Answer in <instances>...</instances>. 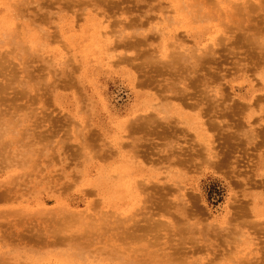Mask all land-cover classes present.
Masks as SVG:
<instances>
[{"label":"bare ground","instance_id":"bare-ground-1","mask_svg":"<svg viewBox=\"0 0 264 264\" xmlns=\"http://www.w3.org/2000/svg\"><path fill=\"white\" fill-rule=\"evenodd\" d=\"M44 1L45 2L47 1V4H45V2H43V0H0V44H5V48H3V50L0 49V53L2 56V57L0 56V140H1L0 141V148H3V150L5 148V151H6L7 150L6 144L9 143L12 145L18 144L16 146L25 150V151H21L22 153L21 152L18 153L15 157L12 156V154H11V157H8V159L11 158L14 162L17 159V157H20V154L22 156H24L31 151L32 152L31 158H28L27 157L28 155L25 157L27 159H30V161H32V168L33 167L35 168L38 161H37V157L35 156V153L33 152V150H35L34 147L37 146V149L35 151L42 150L41 149L42 147H43V149L44 148L46 149L48 146L47 145L44 146V144L42 145V143L46 139H49L50 136H53V137L56 136L58 133L57 129L60 126H62V124H63L62 122H60V120H58V117H57V119L52 118V117H48V115L37 117L38 113L35 111V109H33L34 107L31 108V106H30L31 103L29 104V100H28L27 96L30 97V99L36 98V99H39V101L42 100V102H43V101H45V100H43V98H44L43 96L45 95L44 92L49 95V96L47 95V98L50 99L51 98L50 95L53 94L54 89L58 86H59V88L63 87V89H64V87H66L65 89L69 90L70 89L68 86L69 84L73 87L75 84L79 85L78 79H76L77 75H78L77 72H79V70L76 69L77 70L76 71L75 68L80 67V68H84V70H86L87 67H91L93 69H96L99 66L104 67V65H106L107 63L109 65H112V64L118 65L120 62H126L127 64L130 63L132 65L130 67L135 68L134 70L137 72V74H139L138 76L137 75L135 76V77H137V81H136L137 85L139 87H142L141 89H143V88L148 89V87H149V89H153L154 92L153 93L150 92V93L152 94V96H155V98H158L160 100L159 101L160 109H163V105H164L165 109L167 108L166 110L168 112H165L166 114L168 113L169 115H172V113H177V112L178 113H186L187 115L186 114L185 115H186V117H188V116H190V113L185 112L186 108L184 109V107L189 106V108L192 107L193 109H195L196 114L193 115V117L191 116V119L193 120V118H194L195 120H197L198 124L195 123V125L197 124V127H199V129L201 128L200 131H202V133H203L202 134L203 140L204 141L206 140V142H208V144H207V148L205 150H202V151H200V149H198V148H195V146L197 145L198 142L195 141V139L194 140L192 139L194 134L192 135L191 131L188 132L189 134L191 133L190 134L191 137L187 134L188 140L186 141L185 140L186 138L184 139V137H186V134H185V131H183L184 127H182V129H183L182 131L185 134L184 137H182L179 134L181 131L177 130V131H179L178 134H179V137H181V141H183V140L186 141V144H187L186 146H190V144L192 146H190L187 149L184 147H183L184 149L180 147L181 149L176 148V150H174L175 149L174 147L176 145L170 146L173 142L170 144V141L172 140V138L169 139V136L172 134L170 128L173 126L170 127V124L168 125V123L170 122L168 117L166 116L165 119L163 117V118H161V120L160 119L158 120L159 122L162 121L163 119L166 120V125H167V126L164 125L165 127H162L164 129L158 130V128H157L158 124L156 125L155 117L151 116V114L150 115L146 114L145 116L142 115L143 117H141V118H139L140 116L139 117L136 116L137 117V119L135 118L136 120L135 119L132 121L130 120L129 124H127L128 136H130L133 139V140H131V142H129V146H132V147L135 146V147L130 148L128 146V143L118 142L116 145L118 148L129 147L127 149H130V152L132 149H134V151L137 150L136 151L137 153H138V149H140L139 147L145 148V158H147V159H149V157H150V159L154 158L155 161L149 159L151 161L150 164L153 163V161H154L155 164H152V165L155 167L157 164L159 169H162L163 168L162 165H165L166 163H168V164H170L169 167H171V164L172 165L175 164L174 167L178 166L179 171H182L183 169L190 171L194 168H198V167L202 166L201 163L203 164V162H204L203 158H204L206 161L205 166L208 165V167H210L211 169H214V170L223 169V172L226 173L228 178H231L230 179L231 182L233 180L232 175L234 174L235 175L234 178L235 179L237 178V181L234 180V182L237 183V187L239 185L240 186L242 185L241 187L243 188L246 186L248 187V185H250L251 180L249 181L248 179L253 177L250 174H248V175L245 174L246 177L244 179L241 178L242 180H244V182L242 181L243 183H241V181L239 182L238 177H240V175L242 173H244L245 171L248 173V171L251 169V168H249L247 170L246 169L247 166L245 165L246 167H244L245 169H244V171H242V169L239 167V165H240L239 159L241 158L243 160L245 157H248V159H249L251 155L248 156L250 154L249 153L250 150H248V149H250L251 147H252V149H256V148L258 149L259 146L262 143H264V133H263L264 115L258 114L256 116V118H253V116L252 117L247 116V119L245 121V117H246L245 113L253 110V114H254L255 109L256 110L259 109V110H262L264 112V93H263L264 92V86L263 87L257 86V91H259V94L253 95V93L251 92L252 95L250 94V101L248 104L245 103V104L239 105L233 99L231 100L232 102L229 101L231 104H228V103H226L227 102L226 100L228 99L230 92L229 93L224 92V88L226 85H224V88H223L222 82L224 80V77L226 78L227 76H232V74H233V76L236 75L235 72L236 73L237 72L238 73L243 72V73L247 74V73H251L252 71H254V70H251V68L252 69L254 68L255 70H256V68H258L259 70L263 68V67L259 68V65L261 66V63H264L263 62L264 54L258 53L256 50V47H257V45H261L264 47V35H262V33L264 34V19L262 18L263 20H260V18L259 19L253 18V14H251V13L252 12H254V14L257 13V11L256 12L254 11L256 8L255 7L256 4L254 6L250 2H247L249 5H248V8H247V6H245V8L247 9V12L245 14L246 16H245L243 13L244 10H240V9L237 10L238 6H239V3H238L239 0H218V2H216V0H165V1H168L170 3V5L175 7V9H179V10H177V13L175 14V16H172V15L170 16L169 15L170 12L168 13L169 9H167L168 6L164 3H162L161 1L158 2L157 0H44ZM156 1L159 3V5H156L157 4V3H155ZM223 1H225L224 4H227L225 7L221 6L222 3L220 4V2H223ZM242 1L245 2L244 0H242ZM31 3H34L35 6H33V7L36 8V10H34V11L32 9V11H33V12L31 11L32 14H30L28 11V9H31L30 8ZM122 5H123V7H122ZM53 6L58 8V10L56 11L57 14L55 16L57 20H56V22L54 21L57 24L56 27H54L55 25L54 26L52 25V21H49L50 19L52 20V17H53L52 16L53 13L51 11ZM262 8H264V7H262ZM258 9H260V8H258ZM231 10L236 11V13L238 11L237 15L238 16L240 15L241 17L245 18V20H248L249 24H248V28H246V30L243 33L238 31L239 33H242V34H240V36H237L236 38H234V41H232V45H234L233 49L231 48L232 46L228 47V45L226 44L227 45L226 47L230 48V51H232V52L224 54V53L220 52L219 48L222 49L223 44H225V43L221 44L222 37H225V36H223L224 35L223 34L221 39H220L219 36H221V35H219V34H220V30L223 31L224 28L226 30L228 28L232 29L230 27L225 26V23H224V25H222L223 24L222 22H224L223 18L225 16H230V19L233 16H236V19H237V15L236 14L233 15L234 12L232 13L233 16L231 17V14L229 13V12H231ZM172 13H174V11ZM156 15H157V21H155ZM215 15L216 16L218 15L217 23L218 22H219V24L221 23L220 27L213 25L214 23H212L210 21V19L214 20ZM240 16L238 18H241ZM227 18H229V17H227ZM243 18H241L240 21L243 20ZM193 19H195L197 23H196V25L191 26L190 23ZM218 19H221L222 22H221V20L218 21ZM232 19H231V21H232ZM250 19L252 21H250ZM66 20H67V26L68 27H67L66 31H63V29L58 26V23L61 21L62 22L66 21ZM107 21H109L110 25L107 24L108 23ZM244 21L242 22V24H244ZM232 22H234V21H232ZM236 22H238V21H236ZM240 23L238 22V23L234 24V27H237V29H238L239 26H237V24H240ZM192 24H193V22H192ZM227 24H229V23H227ZM230 24H233V23H230ZM242 24L240 26H242ZM221 25L225 26V27L222 28ZM50 26H52L51 28L54 29V31H47L46 30L45 27H48L50 29ZM231 27H233V26H231ZM243 27H244V25H243ZM109 28L111 29L110 31H109ZM244 28H240V29H244ZM57 30H59V31H57ZM226 30H225V32H226ZM233 30H235V29L233 28ZM67 31L71 32V35L69 36V39H68V40H70V42L67 41V43H65V44L63 43L64 47H62V48H65V50L67 49L66 51H68V54H67L68 57L69 56L74 57V62L77 63L76 66H78V67L74 68V70L76 71V73H75L76 76L73 75L74 70L72 69V67L75 66V64L72 66L70 63H68V58L62 59L63 60L62 61L63 66L61 67V70H56L53 72H50L51 70L49 71L50 72L49 75L54 73L53 77H49V75L47 74V71L46 72L43 71V68H45V67H43L44 65H42V63H40V65H42V67L37 66V68H33L35 70L38 69L39 72H36L35 70L32 71V69L30 68L32 66H30L29 63L30 62L32 63L33 61L45 62V58H43V55H41V56L31 55V52L29 50L30 49L29 45L33 46L35 50H38V52L44 51L45 53L46 52L47 53H54L55 56L57 55V56H60L63 58L64 56H66V53L62 52V50H60L59 48L51 49L53 47H51V48H47V47L51 41L53 43V40L54 41L59 40L60 39V38H58L59 35L62 38L63 33L67 32ZM229 31H227V32H229ZM187 32L193 33L194 36H196L197 38L201 37L202 39H205L204 36L206 35L207 40L203 41L201 39L202 42H193L192 43V42H190V40L187 39L192 44L191 45L189 44L190 46H185V45L183 46V42H185L186 37L189 38V36H190V35L188 36ZM250 32H253V33H251L254 35V36L252 35L253 37H251ZM158 37L160 38V44L161 45H159V43L158 44L153 43V41L155 39L158 40ZM225 38L223 40H225ZM227 39L229 40V38H227ZM186 43H188V42H186ZM6 45L9 46V48L6 49ZM152 45H159L160 47L159 46L150 47ZM31 49H32V47H31ZM240 51H242L241 53H242L243 57L239 56V55H241ZM128 52H132V56H129L127 54ZM54 54L53 55L47 54V55L48 56H54ZM226 54H228L227 56L232 57V58L228 57V59L230 60V61L228 60V62L234 66V67L230 66V68L233 67V69H234L233 71L229 68H227L229 70L225 71L222 68V66H223L222 62H223V60L224 61L226 60L222 56L226 55ZM238 57L242 58V59H239ZM235 58H238V59L235 60ZM13 59L19 60V65H21V72L19 70H16V66H18L17 64H16V66H15V64H12ZM218 59H219V61H218ZM220 59H221V61H220ZM242 61H244V62H242ZM39 62H38V64H39ZM217 63H222V64H217ZM256 65H258V66H256ZM262 66H264V65H262ZM39 69L42 71H40ZM257 70L255 72H257ZM263 70H264V68H263ZM231 71L233 73H231ZM224 72H225V74H224ZM226 72H227V74H226ZM127 73H128V71H127ZM72 75H73L74 79L77 81L72 79L73 78ZM132 75H133V73H132ZM51 78H54V79L51 80ZM79 80H80V77H79ZM47 81H50V82L52 81L53 84L49 85L50 83L47 84ZM91 82H93V81H91ZM66 83H67V85L65 86ZM15 85H17L18 90L16 89V87H15L16 90L14 88H12ZM77 85H75V87L78 88ZM73 87H71V89ZM79 88H81V87H79ZM192 88L195 91L191 90ZM9 90H12V91L9 92ZM32 90H35L36 91L35 93H38V91H40V90H42L44 92L40 91L41 95L34 94V96L37 95V97H31L32 94H30V91H32ZM80 92H82V90ZM196 93H197V95H196ZM27 94H29L30 96ZM151 94L149 95L150 97H152ZM199 94L201 96H198ZM80 95H81V93H80ZM82 95H85V94L82 93ZM139 95L140 94H138V96ZM169 95H170V98L175 96L176 98H178L177 100H179V101H177L178 103H176L175 105H173L171 107H166V105L168 106V104L167 103L164 104V103H165V100L169 99V97H168ZM195 95L200 97V99L197 100V98H195L196 99L195 101H193L194 99L191 101L192 98H190V97L195 96ZM210 95L211 96L216 95L220 98V100L222 98V101H218L217 97H216V100H217L216 101V100H214L215 96L213 98ZM150 97H148V98L151 99ZM77 98L80 99L81 96L77 97ZM84 98H85V96H84ZM86 98H87V96H86ZM86 98L82 99V100H84V102H85ZM22 99L26 102L22 101ZM82 100H79L80 103L81 102L83 103ZM152 100L154 101V99H152ZM202 100H204V102ZM33 101L35 104V102L38 100H33ZM21 102H23V104ZM46 103H48V102H46ZM43 104H44V102H43ZM88 104H90V103H88ZM32 106H34V105H32ZM44 106H45V104H44ZM79 107H80V105H79ZM87 107H88V105L83 107V109H85ZM157 108H159V107H157ZM189 108L187 107V109H189ZM37 109H38V107H37ZM81 109H82V105H81ZM81 109H80V112L83 111V109L82 110ZM155 109H156V107H155ZM160 109H158V110H160ZM42 110L44 111V109H42ZM45 111H46V109H45ZM187 111H189V110H187ZM84 112H86V111H84ZM133 112H135V111H133ZM137 112H138V110H137ZM257 112H258V110H257ZM88 113L86 115H90L91 111L89 114ZM83 114L85 116V113H83ZM212 114H215V115L219 114L222 117V119L218 123H216V118H213ZM240 114H241V116H240ZM139 115H141V114H139ZM5 117H8V119H5ZM169 117L172 118V116H169ZM173 118H172V120H173ZM184 118H185V116H184ZM250 119H252L253 121L251 123L247 122ZM12 121H13V124L15 121H18V122H16V124H19V127H20V125L23 127L21 128V131L19 130L20 132L17 131V133L19 132V134L17 136L15 135L16 138H14V139L12 138V140H11V138L10 139L8 138V141H6L7 139L5 140L3 138L8 134V132L9 133L12 132V134H17V133H15V131L17 129L13 130L11 128L12 126H10ZM69 121H70V119H69ZM177 121H178V119H177ZM184 121H186V120H184ZM47 122H48V124L50 123L49 128H47L45 130H42V129L38 130V128H40V127L42 128L44 126V123L46 124ZM71 122L67 123L68 126L71 125ZM174 122H175V118H174ZM161 123L164 124L163 122H161ZM178 123H179V121H178ZM178 123L175 122L176 125ZM188 123H191V122H188ZM16 124H14V125L16 126ZM192 124H193V122H192ZM51 126H52V128H51ZM64 126H66V125L64 124ZM182 126H183V124H182ZM179 127H181V126H178V128ZM15 128H18V127L16 126V127H14V129ZM221 130H222V132H220ZM56 131H57V133H56ZM211 131H213V132L210 133ZM218 131L220 133H224L226 131L224 133V135H222V137H220L221 138L220 140H217ZM93 132H94V134H96L95 132H98V131H95V130L91 131V129H90L89 133H87V136H85V133H84V138L85 137L88 138V135L90 133L92 135ZM138 132H140L141 136H143V137H138V136H140V133H139V135L136 136V133H138ZM142 132L144 133L143 135H142ZM183 132H181V133L183 134ZM195 133H196V131H195ZM67 134H69V133H67ZM175 134L178 136L177 133H175ZM175 134H173V135L175 136ZM19 135L21 137L20 139L17 138ZM79 135H78V137H79ZM91 135L87 139L89 141V143L86 142L88 145L86 143L82 142L83 144H85L87 146V148H90V150H92L91 148H93L91 143L94 144V142L97 140V137H96L97 135L95 136L96 138L94 137V135H92V139L95 140L92 142L91 141L92 139H90ZM163 135H166L165 138L168 140V142L166 141L165 142L166 144L164 142H163V144L161 143V145H162L161 148L164 145H166L165 148L168 147L167 150L169 152H167V153H166V151L164 153L162 152V155L161 154L158 155L155 159V155H157L156 153L159 152V150H158V152H156L157 150L155 149V148H157L156 143H158L156 141L161 140V139L164 140L165 138H163L164 137ZM196 135H198V134H196ZM82 136H83V134H82ZM133 136H136V137H133ZM235 136H237V138ZM12 137H14V136H12ZM69 137H72V136H69ZM101 137L103 138V135H101ZM101 137L99 135V138H101ZM189 137L193 141H195V143L194 142H193V144L188 143V142H191L189 140ZM65 138L63 139L64 142L62 141V138H61V140H60L61 142H59L56 145V147H54V148H58L59 147L58 145H60V148L61 147L63 148L65 144L61 146V143L62 144L65 143ZM173 138H177V137H173ZM194 138H196V137H194ZM235 138L240 143H244L246 145V147L242 151V154L237 153L240 151V150L237 151V149H236V147L239 146V144L238 143H235V144L231 143V141H235L234 140ZM33 139L35 141H33ZM101 139L100 140L98 139L99 140V141L97 140L98 142L96 141L98 145L95 143L97 145V148L94 147L96 149H94L93 152L90 151V158H92L91 155H94L95 157L97 156L98 158H100V161L102 162L103 161L102 159L107 158L109 154H110V156H109L110 159L113 158L114 156L112 157L110 150H107L110 147L107 146V148L105 149L106 151L104 150V148H105L104 146H106L108 144L110 145V143L106 144L104 142V146L102 147V145H103L102 140H104V139H102V140ZM198 139H199V137H198ZM3 140H5L7 143L5 141H4L5 142L4 143ZM28 140H30L29 143H28ZM82 140H84V139H82ZM87 140L85 138V141H87ZM174 140H177V139H173V141ZM178 140H180V139H178ZM40 141H41V143H39ZM49 141H50V139H49ZM100 141L102 144H100ZM44 143H46V142H44ZM49 143H51V141ZM143 143H145V144H143ZM40 144L42 145L41 148H40ZM89 144L92 147L91 146L89 147ZM130 144H132V145H130ZM148 144H149V146H148ZM198 144H200V143H198ZM99 145H101V146H99ZM152 145L156 146V147L154 148ZM231 145H237V146L235 147V146H231ZM38 146H39V149H38ZM86 146H85V148L83 146V148H84V150H83L82 145H80V148L82 149L83 152L86 150ZM32 147H33V150H32ZM49 147H52V146H49ZM99 147H102V149H100ZM147 147L153 148L155 150H153V149L150 150ZM170 147L174 148L173 151H171V152H170V150H172V148L170 149ZM111 149H112V147H111ZM55 150H57V149H55ZM63 150H64V148H63ZM5 151L4 152L0 151V153L5 154ZM11 151H12V149H11ZM134 151H132L134 153L133 155L136 156ZM174 151H176V152L178 151V152L176 153ZM229 151L233 152V156L235 157V159L229 158ZM41 152L39 151L37 153H41ZM83 152H82V155L85 153V152L84 153ZM111 152L114 153V149L111 150ZM119 152H121V151H119ZM139 152H140V150H139ZM13 153H15V152H13ZM140 153H138V154L141 155ZM116 154H115V156H116ZM130 154H132V153H130ZM259 154L262 155V157H264V149H262V150L260 149ZM41 155H43V154L41 153ZM78 155H80V154H78ZM82 155L80 157H82ZM153 155H154V157L152 158L151 156H153ZM88 156L86 157V159H88ZM50 157H54V155L52 156L50 154ZM140 157H142V159L144 158V156H140ZM6 158H7V156L4 157L3 159L0 157V166L4 167V168L2 167V169H6L5 166H7V165H3L8 160V159L6 160ZM26 158L23 157L22 159H26ZM145 158H144V161L146 162ZM4 159L6 160V162ZM82 159H84V158L82 157ZM93 159H95V158L93 157ZM121 159H122V161H125V160L129 161V158H127L125 155ZM12 160H10V162ZM19 160H21V158ZM26 160L23 161L24 164L26 162H27V164H28V162L30 163V161H26ZM77 160H78V158H77ZM106 160L109 161V158H107ZM82 161L85 162V160H82ZM198 161H200V162L197 163ZM249 161L252 162L253 160L251 159ZM2 162H3V164H2ZM147 162L149 163V161H147ZM105 163H106V161H105ZM105 163H104V165H105ZM148 163H147V165H149ZM159 163H164V164L158 165ZM6 164H8L7 167H9V164H10L9 160ZM132 164H133V162H132ZM198 164H200V165L197 166ZM136 165H139V164L137 163ZM11 166H12V163L10 165V168L13 167V166L12 167ZM20 166H22V165H20ZM161 166H162V168H160ZM141 167H143V166L141 165ZM166 167L168 168V166H166ZM166 167L164 166V169ZM131 168H132V166H131ZM180 168H182V169H180ZM27 169H24V170H27ZM134 169H136V168H134ZM156 169H158V168H156ZM200 169H201V167H200ZM122 170H125V169L118 170L117 176L120 177V173L122 172ZM167 170H169V169H167ZM186 170H184V171L186 172ZM200 171L201 170H199L198 172H200ZM229 171H230V173H229ZM28 172L29 171L27 170L24 173L28 174ZM150 172H151V170H150ZM192 172L194 173V171H190L189 174H191ZM102 173H103V171H102ZM127 173H128V171H127ZM175 173H177V171H175ZM251 174H253V171ZM23 176H25V175H23ZM103 176L104 175H102L101 177H103ZM146 176H149V175H146ZM167 176H169V175H167ZM250 176H252V177H250ZM13 177H14V175L12 176V179H13ZM16 177H18V176H16ZM22 178L23 177L21 175V177H18L17 179L21 180ZM144 178L147 179L146 177H144ZM142 180H141L142 187H140L141 184L139 182H137L140 184V185L139 184L138 185H139V188H141L140 192H141L142 196H143V193L145 192L144 193L145 199H144V201L142 200V202L144 203V206H145L144 209L146 210V213L149 214V213H151L150 211L152 210V213H151L152 216L150 214H149L150 216L147 214L148 215L147 219H149V218L150 219H149V221L145 222L144 225L139 224V223H141L140 222L141 219L138 221L135 220V222L132 221L133 222L132 225L126 226L127 229H130V230H128L129 232L127 231L128 232L127 236H125L124 238H130L129 237L130 235H128V234L135 233L137 231L141 232L139 234V236H142L143 232H145L144 233L145 236L147 233L151 232L153 234V231H157V230H158L157 232L163 231V230H165L167 232L166 237H164V235H161V236H163V238L167 239L165 241V243L163 241V243H164L163 245L165 247H162L160 244H157V242L159 240L157 242H155V245L156 244L160 245L162 248H159V250H158L159 252L158 251H157L158 253L155 252L156 253L155 255H153L154 253H152V255H153L152 259L146 263L173 264L174 262H176V260L177 261L180 260L179 262H182L183 254H181L182 255L181 257H178V253L186 250V249L185 250L183 249L184 245L186 246V243L193 244V245H191V251L193 253L195 251H198V250L200 251V248H203V249L207 248V250H209V249L214 250L216 248L217 251L219 249H221V248L217 247V244H219V243L222 244L221 241L222 240L224 241L225 238L227 237V236H223L225 234L222 233V232H225V229L227 227L224 228L223 231H220L221 227L217 223L213 222V220L207 221V220H209L210 216H209V214L207 217L204 216V214L206 213V212L204 213V211H205L203 208L204 206L202 205L203 207H201L200 204L198 206L197 201L199 200V198L197 197L198 199L196 200V198H195L196 194H194L193 192H190L192 194L178 195V196H176L178 201H175V200H172V198H171V195L173 192L177 193V191H175L176 188L171 189V188H173V185H171L170 186L171 188H170L169 185H167L165 182H163L162 185H159V183H157L158 181L156 183L155 182L152 183L149 181L151 184L149 183L148 185L145 186V182L144 181L142 182ZM174 180L172 182H174ZM98 181H99V179H98ZM121 181L122 180H120V178H117L114 182H109L108 179L104 178L103 181L100 180L97 183L98 186H97L96 190H94L95 192L92 191V193H94L95 195L96 194L101 195L102 193L110 192V197H108L107 199L111 200L112 204H110V205H112L114 207L119 203V201H121V199L127 193H128L127 195H129V194L134 195V194H136V192H138L137 186H135L133 184L129 185L128 180H124L125 182H121ZM131 183H132V181H131ZM146 183H147V181H146ZM252 183H253V181H252ZM254 183H255V181H254ZM232 184H234V183L232 182ZM9 185L10 184H8L7 186L10 189L11 187ZM178 185H181V184H178ZM0 186H2V185H0ZM7 186L4 185L3 187H6V191H7V193H9V191L11 192V190H8ZM234 186H236V185H234ZM67 187H69V186H67ZM241 187H240V189H241ZM1 188H0V191H2ZM234 188H236V187H234ZM234 188H233V190H235ZM15 189H16V187H15ZM128 189L129 190L131 189V190L128 191ZM172 190H173V192H172ZM177 190L179 192L180 188H178ZM239 191H243V189H241ZM25 193H24V195H25ZM180 193H178V194H180ZM7 195L10 196L9 194H7ZM102 195H104V194H102ZM179 196H181V198ZM12 197L13 196H11V198ZM247 197H248V195L243 196V198H247ZM257 198L258 197H256V199ZM2 199L3 200H1V201H4V198H2ZM16 199H17V197H16ZM104 200H102V201H104ZM102 201H101V203H102ZM105 201H107V200H105ZM233 201H235V200H233ZM238 201H240V200L238 199ZM5 202H6V200H5ZM98 203H99V201L97 203L94 202L93 204H98ZM230 203L231 202H229V204ZM232 204L233 203H231L230 208L232 206L234 210H233V212L230 211L231 214L228 213V215L225 216L226 219L224 218L225 219L224 222L226 224H231L232 222H234V224H235V222L236 223L240 222V223L246 224L245 222H250L249 220L252 218H250V219L247 218V216H248L247 214H249L250 211L245 209V204L242 205L241 203H239L237 201H235L234 205H232ZM107 208H108V206H107ZM116 208H118V207H116ZM147 208H148V210H150L149 212H148ZM139 209H142V207L141 208L138 207V210ZM144 209L140 210L139 213L141 211L144 212ZM155 210H156V213H155ZM135 211H137V209ZM2 213H4V212H2ZM133 213L134 212H132V214ZM146 213H144V214L146 215ZM6 214H7V212H6ZM8 214H10V213H8ZM63 214L64 213H62L61 216H64L67 213L64 215ZM158 214H160L161 219L159 218L158 220H154V217H156V216H157V218L159 217ZM71 215H73V214H71ZM162 216L166 217L167 220L163 221ZM4 217L5 216H3V218ZM146 217H144L143 219H146ZM152 217H153V219H151ZM67 218H68V216H67ZM98 218L100 220H103V217L101 218L98 216ZM127 218H125V219L127 220ZM189 218L195 219V221H197L198 223L197 222H195V223L189 222L188 221ZM61 219H62V217H61ZM81 219H83V218H81ZM97 219H96V217L94 218V220H97ZM99 219H98V221H99ZM64 220H66V219L64 218ZM70 220H71V218H70ZM131 220L132 219H130L129 221H131ZM152 220H154V221H152ZM103 221H106V220L104 219ZM141 221L144 222L143 220H141ZM109 222L106 221V224H103L101 221L102 224L100 223V225H102L103 227H105V225H106V227H108V226H110ZM124 222L125 221H123V219H122L120 222L115 224L116 225L115 227H117V226L121 227V225H123ZM127 222H128V220H127ZM210 222H213V223L210 224ZM252 222L253 221H251V223ZM7 223H9V222H7ZM1 224L2 223H0V225ZM87 224H88V222L85 225H87ZM197 224L201 225L200 228L196 227ZM8 225L11 226L12 224H8ZM91 225H93V223ZM92 227H94V225ZM106 227L104 228L105 231L107 229ZM232 227L227 229L229 231V233H227V234L235 232V231H233ZM104 229H103V232H104ZM234 229H236V228H234ZM7 230H5V231H7ZM11 230H12V228H11ZM107 230H110V228ZM12 232L10 231V233H12ZM220 232H221V234H220ZM19 233H17V234H19ZM7 234H9V233H7ZM21 234L23 235V234H27V233H21ZM21 234H19V236ZM22 235L20 237L19 236L18 237L23 238V241H22L23 243L22 242L21 243L24 244V239H26V236L24 237V235L23 236ZM76 235L79 236L80 240L83 239L82 236H84V234L81 233L78 235L76 233L75 236ZM153 235H155V233ZM156 235H157V233H156ZM13 236H14V233H13ZM70 236H72V234ZM75 236L74 237L72 236L74 238V241H72L73 238L71 237L72 244L73 245L75 244L74 248L77 249L78 251L80 250L79 247H81V250L85 248L86 253H89L90 249L88 250V248H89L91 241H90L89 245L86 247V245L88 244L87 238L89 237V235H87L88 236L87 238L84 236V239L86 238L85 240H87V242H84L85 241L84 239H83L84 241L83 240L80 241L79 239L75 240L76 239ZM80 236L82 237V239L80 238ZM15 237H16V234H15ZM124 238L122 237V239H124ZM163 238H162V240H163ZM5 239H7V238H5ZM21 239H18V240H21ZM135 239H137V238H135ZM138 239H139V237H138ZM12 240H14V239L12 238ZM162 240L160 242H162ZM226 241H227V239H226ZM29 242H30V239H29ZM82 242H84V243H82ZM160 242H158V243H160ZM26 243L29 244L28 241ZM199 243H202V244L200 246H197L196 244H199ZM81 245H83V247L84 246L85 247L83 248ZM149 245L147 244V247H146V245H144L145 247L143 246L141 249L146 248L144 250H147L149 248L148 247ZM155 245L153 243L152 246L155 247ZM189 245H187L186 247L190 248ZM150 247H151V245H150ZM168 248L172 251L169 252L170 250H168ZM105 249H106V247H105ZM136 249L134 250V252L136 251ZM221 251H222V249H221ZM79 253L82 255V253H85V252L81 253L79 251L78 255H80ZM73 254L70 255V258L77 260L75 257H73L76 253L74 255ZM85 254H83V255H85ZM88 255H90V254H88ZM187 255H189V254L187 253ZM129 256L130 257L134 256V259L131 261L129 260L130 262H127L128 264H134V262L136 264L142 263L141 260L139 261L137 258L135 259V253H133L132 255H129ZM156 256H160V257L157 258ZM178 258H179V260H178ZM183 258H184V260H186V257H183ZM1 261H0V263L2 264V262H4V261H2V262ZM195 261H197V263ZM125 262H126V260H125ZM139 262H141V263H139ZM179 262H177L176 264H180ZM198 262H199L198 260H194V262L191 261V263H189V264H198ZM5 264H7V263H5ZM144 264H145V262H144Z\"/></svg>","mask_w":264,"mask_h":264},{"label":"rangeland","instance_id":"rangeland-1","mask_svg":"<svg viewBox=\"0 0 264 264\" xmlns=\"http://www.w3.org/2000/svg\"><path fill=\"white\" fill-rule=\"evenodd\" d=\"M157 1L158 2L161 1L162 3H164L168 6L167 9H169L168 13L170 12L169 13L170 16L171 15L175 16V14L177 13V10H179V9H175V7L170 5V3L168 1H165V0H157ZM157 1L155 3H157L156 5H159V3ZM241 1L242 0L238 1L239 6L237 5L238 6L237 10H239V9L244 10L243 13L245 15L247 12V9L245 8V6H247V8H248L249 4L247 2H250L254 6L256 4V6H255L256 8L254 11L255 12L257 11V13H255V14H254V12L251 13V14H253V18L254 19L260 18V20L264 19V8H262V7H264L263 6L264 0H248V1L244 0L245 2H243V1L241 2ZM43 2H45V1L43 0ZM216 2H218V0H216ZM224 3H225V1L220 2L222 7H225L227 5ZM45 4H47V1L45 2ZM33 6H35V4L31 3L30 4L31 9H28L30 14H32V12L34 10H36V8H34ZM53 7L51 9V11L53 13L52 14L53 17H52V20L50 19L49 21H52V25L53 26L55 25L54 27H56L57 24L55 22L57 19L55 16L57 14L56 11L58 10V8H56L55 6H53ZM122 7H123V5H122ZM258 8H260V9H258ZM32 9H33V11H32ZM173 11H174V13H172ZM229 13L231 14V17H232L234 14L237 15L238 11L236 13V11L231 10V12H229ZM232 13H233V15H232ZM239 16L237 15V19H236V16H233L232 17L233 19L231 18L232 21H234V22L231 21L230 16H225L226 18L225 17L223 18L224 22H222L221 19H218V21L221 20V22L223 23L222 25H224V23H225V26L232 28V29L228 28L227 30L224 28L223 31L220 30V34H219V35H221V36H219L220 39H221L223 34H224L223 36L226 37V38L222 37L221 44L222 43H225V44H223L222 49L219 48L220 52H222L224 54L232 52V51H230V48H227L226 46L227 45H228V47L232 46L231 48L233 49L234 45H232V41H234V38H236L237 36H240V34H242L246 30V28H248V24H249L248 20H245V18L240 16L241 18H243V20L240 21L241 18H238ZM217 17H218V15L217 16L215 15L214 20L210 19V21L212 23H214L213 25L220 27L221 23L220 24H219V22L217 23ZM227 17H229V18H227ZM251 19H250V21H252ZM155 21H157V15L155 16ZM236 21H238L239 23L241 22L240 24H237V26H239L238 29H237V27H234V24L238 23ZM243 21H244V24H242ZM107 22H108L107 24L110 25L109 21H107ZM192 22H193V24H192ZM196 23H197L196 20L193 19L190 24H191V26H194V25H196ZM227 23H229V24H227ZM230 23H233V24H230ZM241 24H242V26H240ZM243 25L245 28L243 27ZM58 26L61 27L63 29V31H66L67 27H68L67 26V20L63 21V22L62 21L59 22ZM225 26H222V28ZM231 26H233V27H231ZM51 27L52 26H50V29L48 27H45V28L47 31H54V29H52ZM233 28L235 30H233ZM240 28H244V29H240ZM110 30L111 29L109 28V31ZM225 30H226V32H225ZM57 31H59V30H57ZM227 31H229V32H227ZM238 31L242 32V33H239ZM251 33H253V32H250L251 37H253L254 35ZM70 35H71V32H69V31L63 33L62 38L59 35L58 38H60L59 39L60 41L59 40H56V41L53 40V43L51 41L47 47V48L53 47L51 49L59 48L60 50H62V52L66 53V56H64L63 58L60 56H57V55H56L57 56L56 57L54 53H47V52L45 53L44 51L38 52V50H35L33 46L29 45V48H30L29 50L31 52V55H36V56L43 55V58H45V62H43V61H41V62L33 61L32 63L30 62L29 65L32 66V67H30L32 69V71L35 70L33 68H37V66L42 67V65H44L43 67H45L46 69L43 68V71L44 72L47 71V74L49 75L50 72H53L56 70H61V67L63 66V62H62L63 60L62 59H65V58H68V63H70L72 66L75 64V66L72 67L73 70L75 67H78V66H76L77 63L74 62V57H71V56L68 57V55H67L68 51H66L67 49L65 50V48H62V47H64L63 43L65 44V43H67V41L70 42V40H68ZM262 35H264V34L262 33ZM188 36H189V38L186 37L185 42H183V46L184 45L190 46L193 42H202V40L203 41L207 40L206 35L204 36L205 39H202L201 37L197 38L196 36H194L193 33H188ZM224 38H225V40H223ZM227 38H229V40ZM187 39L190 40V42H192V43H190ZM155 40L153 41L154 44L159 43V45H161L159 37H158L159 41L158 40L155 41ZM186 42H188V43H186ZM0 45H1L0 49L3 50V48H5V44H0ZM159 45H152L150 47L159 46ZM31 47H32V49H31ZM7 48H9V46L6 45V49ZM256 50L258 53L264 54L263 53L264 52L263 46L257 45ZM241 52L242 51H240V53ZM47 54H52V55L54 54V56H48ZM127 54L129 56H132V52H128ZM227 55L228 54L222 56L226 59L225 61L223 60V62H222L223 63L222 68L225 71L229 70V69H231L233 71L234 66L228 62L229 56H227ZM0 56H1V53H0ZM239 56L241 57L242 53ZM229 58H232V57H229ZM238 58H235V60H237ZM239 59H242V58H239ZM218 61H219V59H218ZM220 61H221V59H220ZM38 62H39V64H38ZM242 62H244V61H242ZM263 62H264V60H263ZM40 63H42V65H40ZM222 63H217V64H222ZM12 64H15V66L17 64L18 66H16V70H19L21 72V65H19L18 59H13ZM262 65H264V63H261V66L259 65V68L260 67L264 68V66H262ZM130 66H132L130 63L127 64L126 62H120L118 65H116V64L115 65L114 64L109 65L107 63L106 65H104V67L103 66L97 67L96 68L97 70L93 69L91 67H87L86 70H84V68H80V67L75 68V70L76 69L79 70V72H77V74L79 76L77 75V78H76V79H78L79 85L75 84L78 86V88L75 87V85H74V87L76 88L75 89L70 84L68 85L70 88L69 90L65 89L66 87H64V89H63V87L59 88V86H58L54 89L53 94L50 95V97H51L50 99L47 98L48 94H46L44 91L40 90L41 92H44V94H45L43 96L44 97L43 100H45V101H43L45 106H44L42 100L39 101V99H36V98L35 99L31 98L32 99L31 100L30 97L27 96V98L29 100V104L31 103L30 104L31 108L34 107L33 109H35V111L38 113V115L36 114L37 117L38 116H47V115H48V117H52V118H56V119L58 117V120H60V122H62L63 124H62V126H60L57 129L58 133L56 131V133H57L56 136H54V137L50 136L49 137L51 143H49L50 142L49 139H46L44 141L46 143H44V142L42 143V145L44 144V146L45 145L48 146L46 149L45 148L43 149V147L41 148L42 145L40 144V148L42 150H39V151L40 152L42 151L41 153L43 155H41V153H37L39 151H35L37 149V146L34 147L35 150H33V147H32V150L35 153V156L37 157V161L39 162V163L37 162L35 168L33 167L34 169L32 168V161H30V159H27L25 157L28 155L27 157L31 158V155H32L31 151L24 156H22L20 154V157H17V159L14 162L11 158L8 159V157H11V154H12V156L15 157L21 151H25L22 148L16 146L18 144L12 145V144H9L6 142V141H8V138L9 139L11 138V140H12V138L13 139L16 138L15 135L17 136L19 134V132L21 131V128L23 126L20 125V127H19V124H16V122H18V121L14 122V124H16V126L18 128L14 129V127H16L13 124L14 120L11 122L10 126H12L11 128L13 130L17 129L15 131V133H17V131H19V130L20 131L17 134H12V132L11 133L8 132V134L3 138L5 140L7 139L6 141L3 140V142L5 141L7 143L6 144L7 150L5 151V148H4V150H3V148H0L1 152L5 151V154L0 153V157L3 159L4 157L7 156L6 160L8 159L10 164H9V167H7L8 164H6V163L8 162V160L6 162V160L4 159L6 163L3 164V162H2V164L7 165V166H5L6 169H2L3 166L2 167L0 166L1 167L0 168V182H1L0 185H2V186H0V188L2 187L1 188L2 191H0L1 192L0 193V201L3 200L2 198H4V201L0 202V212L1 211L4 212V213H2V212L0 213V223H2L0 225V259L2 261H4V262H2L0 260L2 262V264H5V263H7V264H128L127 262H130L131 260L134 259V256H132V257L129 256V255H132L133 253H135V259L137 258L139 261L141 260L143 264H144V262H145V264H152V263H146V262H149L152 259V256L159 252L158 251L159 248L165 247L163 244L165 243V241L167 239L163 238V236H161V235H164V237L167 236V232L165 230L159 231V232H157L158 230L153 231V234L155 233V235H153L151 232H149L146 234V236L144 235L145 232H143L142 236H139V234L141 232L137 231V232H135L136 234L135 233L128 234V235H130L129 237L131 239L130 238H124L125 236H127V233L129 232L128 230H130V229H127L126 226H130V225H132L133 222H135V220L138 221L140 219L143 220L144 222H142L140 220L141 223H139V222L138 223L141 225H144V223L149 221V219H150V218L147 219L148 215L150 214L152 216V214H151L152 210L150 211L147 208L148 212L150 211L151 213H149V214L146 213V210L144 209V207H145L144 203L142 202V200L144 201V199H145L144 198L145 192L143 193V196H142V194L140 192L141 188H139V185L141 184L142 179H143L142 182L143 181L145 182V186L148 185L150 182L156 183L157 181H158L157 183H159V185H162L163 182H165L167 185H169V187L171 185H173V188H171V187L170 188L171 189L176 188L175 191H177V193L173 192V190H172L173 196L171 195V198H172V200H175V201H178L176 196L183 195V194H192L190 192H193L194 194H196L195 195L196 200L199 198V200L197 201L198 206H199V204L201 205V207L204 206L203 207L205 210L204 213L206 212L205 214L203 213L204 216L207 217L208 214L210 216V218L208 217L209 220H207V221L213 220V222L217 223L221 227L220 231H223L224 228L227 227L225 229L226 233L222 232L225 234V235L222 234L223 236H227L225 238V240L221 241L222 244L216 243L217 247L221 248L222 251H221V249H219L217 251L216 248L214 250L213 249L207 250V248H204V249L200 248V251L198 250L199 252L195 251L193 253L191 251V245H193V244L186 243V246L190 244L189 245L190 248H188L184 245L183 249L184 250L186 249L185 250L186 252L181 250L182 252L178 253V257H181L182 256L181 254H183V257H186V260H184V258L182 257V262H179L180 260L178 258L179 261H177V260H176V262L173 261L174 262V263L172 262L173 264H176L177 262H179L180 264H189V263H191V261L194 262V260H198L199 261L198 264H264V157H262V155L259 154V150L264 149V143H262L258 149L257 148L252 149V147L250 149H248V150H250L249 151L250 154L248 156L251 155L249 159H248V157H245L243 160L241 158L239 159L240 160L239 161V164H240L239 167L242 169V171H244V169H245L244 167H246V166H247V168H246L247 170L249 168H251L248 171V173L245 171L244 173H242L240 175V177H238L239 182L241 181V183H243L244 180H242V179H244L246 177L245 174L252 175L253 177L250 176L252 178L248 179L249 181L251 180L250 185H248V187L246 186V187L242 188L241 187L242 185L241 186L239 185L237 187V183L234 182V180L237 181V178L236 179L234 178V176H235L234 174L232 175L233 176L232 182L234 184H232V182L230 181L231 178H228L226 173L223 172V169L214 170V169H211L210 167H208V165L205 166L206 161L204 158H203L204 162H203V164L201 163L202 166H200L201 169H200V167L194 168L195 170L197 169L198 171L201 170L200 172H198L197 170H196L197 171L196 172L194 169L191 168L192 170H190V171H194V173L192 172L191 174H189L190 173L189 170L187 171L186 169H183L182 171H179L178 166L174 167L175 164H173V165L171 164V167H169L170 164H168V163H166L165 165H162L163 168H162V166L160 167L162 169H159V167L156 164L155 167L158 168L159 170L156 169L152 165V164H155V162H154L155 160L153 158L154 155L151 156L153 159H150V157H149L150 160H154L153 163L150 164L151 161L149 159L145 158V148H143V147H139L140 149L137 148L138 153L141 152L140 153L141 155H139L136 152L137 150L134 151V149H132L130 152V149H127L129 147L130 148L135 147V146L134 147L129 146V142H131V140H133L130 136H128L127 124H129L130 120L132 121L135 118L137 119V117H139V116H140L139 118H141V117L145 116L146 114H148V115L151 114V116L155 117V119H156V125L158 124L157 125L158 130H161V129H164L162 127H165L164 125H166V120H164V119L167 116L168 119L170 120L168 125L170 124V127L173 126L170 128L172 134L169 136V139L172 138L171 141L169 140L170 144L172 142L173 143L171 145L170 144L169 145L170 146L176 145L174 147L175 149L170 147V149L172 148V150H170V152L173 151V149L176 150V148L181 149L184 147L187 149L190 146H192L191 144H190V146H186L187 145L186 141L188 140L187 136L188 135L190 136L191 133H192V135L194 134L192 139L193 140L195 139V141L200 143V144H198L196 142L197 145L195 146V148L200 149V151L205 150L207 148L208 142H206V140L205 141L203 140V137H202L203 133H202V131H200L201 128L199 129V127H197V124H198L197 120H195L194 118H193V120L191 119V116L193 117V115L196 114L195 109H193L192 107L189 108V106H187L189 109H187V107H184V109L186 108L185 112L190 113V116H188V117H186V115H187L186 113H178V112L172 113V115H169L167 113L168 114L167 115L165 113V112H168L166 110L167 108L165 109L164 105H163V109H160V105H159L160 100L158 98H155V96H152V94L150 93V92L153 93L154 90L149 89V87H148V89L147 88L141 89L142 87H139L137 85V82H136L137 77H135V76L136 75L138 76L139 74H137V72L134 70L135 68L130 67ZM230 66H233V67L230 68ZM256 66H258V65H256ZM227 68H229V69H227ZM263 68L260 70L258 68H256V70L258 69L257 72H255L256 70L254 68L253 69L251 68V70H254L251 72L252 74L251 73L245 74L243 72H239V73L235 72L236 75H234V76L232 74V76H227L226 78L224 77V80L222 82V85H223L222 87L224 88V85H226L224 88V92H226V93L230 92V95L228 96V99L226 100L227 102L226 101L225 102L228 104H231L230 102H232L231 100L233 99L239 105H242L245 103L248 104L250 101L251 92L253 93V95L259 94V91H257V86L258 87L264 86V70H263ZM75 70H74V74L73 73L72 74L76 76L75 73L77 70L76 71ZM35 71L39 72L38 69H36ZM40 71H42V70H40ZM127 71H128V73H127ZM232 71H231V73H233ZM132 73H133V75H132ZM224 74H225V72H224ZM226 74H227V72H226ZM73 75H72V77H73ZM53 76H54V73L49 75V77H53ZM79 77H80V80H79ZM53 79L54 78H51V80H53ZM72 79L75 80L74 77ZM75 81H77V80H75ZM91 81H93V82H91ZM47 84L51 85L53 83H52V81L51 82L47 81ZM66 85H67V83L65 84V86ZM70 86L73 88L71 89ZM15 87H16V89L18 88L17 85H15L12 88L15 89ZM79 87H81L82 89ZM12 90H9V92H11ZM77 90L78 91L82 90V92H80V91L78 92ZM191 90H193V88ZM40 91H38V93H35L36 92L35 90L30 91V94H32L31 97H37V95L34 96V94L41 95ZM193 91H195V90H193ZM80 93H81V95H80ZM82 93L85 95H82ZM138 94H140V95L138 96ZM150 94L152 97L149 96ZM27 95H29V94H27ZM196 95H197V93H196ZM196 95L190 97V98H192L191 101L193 99H194L193 101H195L196 100L195 98H197V100L200 99V97H198V96H201V95L200 94L198 96H196ZM80 96H81L80 99L77 98ZM84 96H85V98H86V96L88 98V99L86 98L85 102H84V100H82V99H85ZM214 96H215V98H214ZM214 96H211L214 98V100H216V97H217L218 101H222V98L220 100V98L218 96H216V95H214ZM148 97H150L151 99H149ZM168 97H169V99L165 100V103H164V104H166V103L168 104V106L166 105V107H171V106L175 105L176 103H178L177 101H179V100H177L178 98H176L175 96L170 98V95H169ZM152 99H154V101ZM33 100H38L39 102L36 101L37 103L35 102V104H34ZM79 100H82L83 103L82 102L80 103ZM22 101H24V100L22 99ZM202 101L204 102V100H202ZM24 102H26V101H24ZM46 102H48V103H46ZM21 103L23 104V102H21ZM88 103H90V104H88ZM32 105H34V106H32ZM35 105L38 107V109ZM79 105H80V107H79ZM81 105H82V109H83V107H85L87 105H88V107L83 109V111L80 112ZM155 107L157 110L155 109ZM157 107H159V108H157ZM42 109H44V111ZM45 109H46V111H45ZM158 109H160V110H158ZM137 110H138V112H137ZM187 110H189V111H187ZM257 110H258V112H257ZM257 110L256 109L254 110V114H253V110H251V111L249 110L250 112L245 113V116H246L245 121L247 119V116H250V117L253 116V118H256V116L258 114L264 115V112L262 110H259V109H257ZM84 111H86V112H84ZM90 111H91V113H90ZM133 111H135V112H133ZM88 112L90 113V115H86ZM83 113H85V116ZM139 114H141V115H139ZM169 116H172V118L174 117L175 122L178 123V121H179V123L177 125L181 126V127L178 128V126L174 122V118L172 120V118ZM184 116H185V118H184ZM240 116H241V114H240ZM163 117H164L163 120L165 122L163 120L159 122L158 120L159 119L161 120V118H163ZM212 117L216 118V123H218L222 119V117L219 114H216V115L212 114ZM176 118L178 119V121ZM5 119H8V117H5ZM69 119H70V121H69ZM184 120H186V121H184ZM67 121L69 123L72 121L70 126H68ZM252 121L253 120L250 119L247 122L251 123ZM48 122L46 124L44 123V126L42 128L41 127L38 128V130H41V129L45 130V129L49 128L50 123L48 124ZM161 122H163L164 124H162ZM188 122H191V123H188ZM192 122H193V124H192ZM195 123H197V124L195 125ZM64 124L66 126H64ZM182 124H183V126H182ZM182 127H184V130L182 129ZM51 128H52V126H51ZM90 129H91V131H94V130L98 131V132H95L96 134H94V132L92 134V135H94V137L97 135L96 136L97 140L98 139L100 140L102 138L101 135H103L102 139H104V140L101 139L103 141L102 147L104 146V142L106 144L110 143V145L105 144L106 146H104L105 147L104 150L107 148V146L110 147L107 150H110L112 157L114 156L113 158L110 159V157H109L110 154H109L107 157V158H109V161L106 160L107 158H105V159L103 158L102 159L103 161L101 162L100 158H98L97 156L95 157L94 155H91L92 158H90V151L93 152L94 149L97 148V145H98L97 142L99 141V140L98 141L96 140L97 141L96 142L95 140L92 139V135H91L92 132H91L88 135V138L91 135V137H90V139H92L91 141L92 142L95 141L94 144L96 143L97 145L96 144L94 145L93 143H91L93 148H91L92 150H90V148H87V146L85 144H83L86 142L89 143V141L87 140L88 139L87 137H85L87 140V141H85L84 133H85V136H87V133H89ZM177 130H179L181 132L185 131L186 137H184V135H185L184 132H183V134L181 132L179 134L182 137H184V139L186 138L185 139L186 141H184L183 139H182L183 141H181V137H179V134H178L179 131H177ZM190 131H191V133L189 134L188 132H190ZM195 131H196V133H195ZM212 132L213 131H211L210 133H212ZM220 132H222V130ZM220 132L218 131L217 140H220L221 139L220 137H222V135H224V133L226 131L224 133H220ZM67 133H69V134H67ZM139 133L140 132L136 133V136L139 135ZM175 133H177L178 136ZM263 133H264V130H263ZM82 134H83V136H82ZM143 134L144 133L142 132V135ZM173 134H175V136ZM196 134H198V135H196ZM78 135H79V137H78ZM99 135L101 138H99ZM12 136H14V137H12ZM69 136H72V137H69ZM136 136H133V137H136ZM163 136H164L163 138H165L166 135H163ZM197 136L199 137V139ZM138 137H143V136H141V133H140V136H138ZM173 137H177V138H173ZM190 137H189V140L191 142H188V143H192V144H193V142L195 143V141H193ZM194 137H196V138H194ZM235 137L237 138V136H235ZM17 138L20 139L21 138L20 135ZM61 138H62V141L65 138V143H63V144L61 143V146L65 144L63 147L64 150L62 147L60 148V145H58L59 147L57 146L58 148H54V147H56V145L59 142H61L60 141ZM236 138L234 139L235 141H231V143H233V144L238 143L239 146H237V145H231V146H235V147L237 146L238 147V148L236 147L237 151L240 150L237 153L242 154V151L246 147V145L244 143H240ZM82 139H84V140H82ZM173 139H177V140L173 141ZM178 139H180V140H178ZM33 141H35V140L33 139ZM166 141L168 142V140L166 138L164 140L163 139L157 140L156 141V142H158V143H156L157 148H155L156 146L152 145L157 150L156 152H158V150H159V152L156 153L157 155H155V159L158 155H160V154L162 155V152L163 153L165 151H166V153L169 152L167 150L168 147L165 148L166 145H164L162 147L163 149L161 148V146H162L161 143L163 144V142L165 143ZM29 142H30V140H28V143ZM118 142H126V143H128L129 147L118 148L116 146ZM39 143H41V141ZM102 143L100 141V144H102ZM143 144H145V143H143ZM80 145H82V148H83V146H84V148L86 146V150L84 152L86 154L88 153L87 155L82 151V149L80 148ZM91 145L89 144V147ZM130 145H132V144H130ZM49 146H52V147H49ZM99 146H101V145H99ZM148 146H149V144H148ZM94 147H96V148H94ZM102 147H99V148L102 149ZM111 147H112V149H111ZM84 148H83V150H84ZM147 148L150 150L153 149V148H149V147H147ZM11 149H12V151H11ZM38 149H39V146H38ZM55 149H57V150H55ZM113 149H114V153L115 154L117 153L116 156L113 152H111V150H113ZM155 149H153V150H155ZM139 150H140V152H139ZM119 151H121V152H119ZM132 151L135 152L136 156L137 155L139 157L144 156V158L146 159V162L149 161V163L147 162L149 165H147V163L144 161V158L142 159V157L139 158L138 156L136 157L135 155H133L134 153ZM13 152H15V153H13ZM82 152L84 153L83 155H82ZM174 152H176V151H174ZM130 153H132V154H130ZM50 154L52 156L54 155V157H50ZM78 154H80V155H78ZM81 155L84 159H82V157H80ZM124 155L127 158H129V161L128 160L122 161L121 158H123ZM87 156H88V159H86ZM23 157L26 158L27 160L22 159ZM93 157L95 159H93ZM20 158H21V160H19ZM77 158H78V160H77ZM229 158L235 159V157L233 156V152H231V151H229ZM251 159L253 160L252 162L249 161ZM10 160H12V161L10 162ZM24 160L30 161V163L28 162V164H27V162L25 161L26 163L24 164V162H23ZM82 160H85V162ZM105 161H106V163H105ZM132 162H133V164H132ZM199 162L200 161H198L197 163H199ZM11 163L13 166V167L11 166L12 168H10ZM104 163H105V165H104ZM137 163L139 165H136ZM19 164L22 166H20ZM161 164H164V163H159L158 165H161ZM141 165L143 167H141ZM199 165L200 164H198L197 166H199ZM131 166H132V168H131ZM164 166L165 167L168 166V168L166 167L164 169ZM134 168H136L137 170ZM148 168L151 170V172ZM24 169H27L29 171L28 174L24 173L27 171ZM120 169H125V170H122V172L120 173V177H119V176H117V172ZM167 169H169V170H167ZM180 169H182V168H180ZM101 170L103 171V173ZM184 170H186V172ZM127 171H128V173H127ZM175 171H177V173H175ZM252 171H253V174H251ZM229 173H230V171H229ZM13 175H14V177L12 179ZM21 175L23 178L21 180L20 179L18 180L17 178L21 177ZM23 175H25V176H23ZM102 175H104L103 177L105 179H108L109 182H114L117 178H120V180H122L121 182H125L124 180H128L129 185L133 184V185L137 186L138 192H136V194H134V195L129 194L130 196L127 195L128 193L127 194L125 193L126 195H124V197L121 199V201H119V203L116 206H114L115 207L114 208L112 205H110V204H112L111 200L107 199L108 197H110V192H105L106 194L102 193L104 195H102V194L101 195H97V194L95 195L94 193H92V191L96 190V188L98 186L97 183L100 180H102V181L104 180V178L101 177ZM146 175H149V176H146ZM167 175H169V176H167ZM16 176H18V177H16ZM144 177H146L147 179H145ZM97 178L99 179V181ZM173 180H174V182H172ZM131 181H132V183H131ZM146 181H147V183H146ZM252 181H253V183H252ZM254 181H255V183H254ZM137 182H139L140 184ZM6 184L7 185L10 184L9 186L11 188L9 189ZM178 184H181V185H178ZM4 185L7 186V189L11 190L12 193L10 191H9V193H7L6 187H3ZM234 185H236V186H234ZM67 186H69V187H67ZM15 187H16V189H15ZM140 187H142V184ZM234 187H236V188H234ZM240 187H241V189H243V191H239V190H241ZM178 188H180L179 192L177 190ZM233 188L235 190H233ZM130 190L128 189V191H130ZM24 193H25V195H24ZM178 193H180V194H178ZM7 194H9L10 196H8ZM244 195H248V197L243 198ZM11 196H13V197L11 198ZM16 197H17V199H16ZM179 197L181 198V196H179ZM256 197H258V198L256 199ZM104 199L107 201H105ZM238 199L240 201H238ZM5 200H6V202H5ZM102 200H104V201H102ZM233 200L241 203L242 205L245 204V209L250 211V213L247 214L248 215L247 218L248 219L252 218L249 220L250 222H245L246 224L240 223V222H237V223L235 222V224H234V222H232L231 224H226L224 222L226 219L225 216H227L228 213L231 214V212H233V210H234L232 206L230 208L231 203H233L232 205H234V203H235V201H233ZM98 201H99L98 204H93L94 202L97 203ZM101 201H102V203H101ZM229 202H231V203L229 204ZM107 206H108V208H107ZM116 207H118V208H116ZM138 207H140V208L142 207V209L138 210ZM136 209H137V211H135ZM143 209H144V212L141 211L139 213V211L143 210ZM5 211L7 212V214ZM132 212H134L133 213L134 215L132 214ZM8 213H10V214H8ZM62 213H64V214L67 213L68 215L63 214L64 216H61ZM144 213H146V215ZM155 213H156V210H155ZM71 214H73V215H71ZM3 216H5V217L3 218ZM67 216H68V218H67ZM98 216L101 218L103 217V220L105 219L107 222H109V221L111 222V223L109 222L110 226L106 227V225H105V227L107 229L110 228V230L106 229V231H105V229H104L105 227L100 225V223L102 221L103 224H106V221L100 220L98 218ZM158 216H159L158 218H157V216L154 217V220H158L161 217L160 214H158ZM61 217L63 220L61 219ZM95 217H96V219L98 218L99 221H98V219L94 220ZM144 217H146V219H143ZM64 218L66 220H64ZM70 218H71V220H70ZM81 218H83V219H81ZM125 218H127L128 222ZM122 219H123V221H125L124 224L121 225V227H118V226L115 227L116 226L115 224L120 222ZM130 219H132V220L129 221ZM151 219H153V217ZM162 219H163V221L167 220V218L163 217V216H162ZM154 220H152V221H154ZM188 221L194 222V223L197 222V221H195V219H192V218H189ZM251 221H253V222L251 223ZM7 222H9V223H7ZM87 222H88V224L85 225ZM213 222H210V224ZM92 223H93L94 227H92L93 226V225H91ZM8 224H12V225L10 226ZM200 226H201L200 224H197L196 227L200 228ZM230 227H232L233 231H235V232L227 234V233H229V231L227 229H229ZM11 228H12V230H11ZM234 228H236V229H234ZM103 229H104V232H103ZM5 230H7V231H5ZM9 230L11 232L12 231L13 232L10 233ZM7 233H9V234H7ZM13 233H14V236H13ZM17 233H19V234L27 233V234H23L24 237L26 236V239H24V244L27 241L29 244H27V243H26L27 245L22 244L23 238L22 237H21L22 239L19 238L22 234L19 236V234H17ZM76 233L78 235L82 233V234H84V236L86 238L88 237L87 235H89V237L87 238L88 242H87V240H85L86 238L84 239V236L81 235L85 241L80 236V238L84 242L88 243L86 245V247L89 245V243L91 241L89 248H88V250L90 249L89 253H86L85 248H84L85 246L83 247V245H84L83 244L81 246L84 249L81 250V247H79L80 248L79 251L81 253L85 252L86 254L82 253V255H81L79 253L80 255H78L79 251L74 248L75 244L73 245L71 242V237L72 236L74 237ZM156 233L158 236L156 235ZM15 234H16V237H15ZM71 234H72V236H70ZM220 234H221V232H220ZM76 236H75V238H76L75 240H78L79 236H77V237ZM4 237L7 239H5ZM122 237L124 239H122ZM138 237H139V239H138ZM12 238L15 241L12 240ZM135 238H137V239H135ZM162 238H163V240H162ZM18 239H21V240H18ZM29 239H30V242H29ZM226 239H227V241H226ZM82 240H80V241H82ZM161 240H162V242H160ZM72 241H74V238L72 239ZM157 241L160 243H158ZM163 241H164V243H163ZM84 242H82V243H84ZM155 242H157V244H160L162 247L160 245H157V244L155 245ZM153 243H154L155 247L152 246ZM202 243H199L196 245L200 246ZM147 244L148 245L150 244L151 247L149 245L148 246L149 248L147 250H144L146 248L141 249L144 245H146V247H147ZM105 247H106V249H105ZM135 249H136V251L134 252ZM168 250H170V249L168 248ZM171 251L172 250H170L169 252H171ZM73 253L74 254L76 253V254L74 255ZM152 253H154V254L152 255ZM187 253L189 255H187ZM71 254H73L74 255L73 257H75L77 260L70 258ZM83 254H85V255H83ZM88 254H90V255H88ZM156 257L159 258L160 256H156ZM125 260H126V262H125ZM195 262L197 263V261H195ZM139 263H141V262H139ZM134 264H136V263L134 262Z\"/></svg>","mask_w":264,"mask_h":264}]
</instances>
